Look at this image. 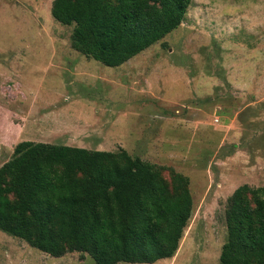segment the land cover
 Here are the masks:
<instances>
[{
	"label": "rangeland",
	"instance_id": "obj_1",
	"mask_svg": "<svg viewBox=\"0 0 264 264\" xmlns=\"http://www.w3.org/2000/svg\"><path fill=\"white\" fill-rule=\"evenodd\" d=\"M51 1L0 0V166L29 141L170 167L188 178L191 216L175 254L149 264H217L226 199L264 187V0H191L175 30L117 67L74 51ZM0 264L94 263L0 231Z\"/></svg>",
	"mask_w": 264,
	"mask_h": 264
},
{
	"label": "trees",
	"instance_id": "obj_2",
	"mask_svg": "<svg viewBox=\"0 0 264 264\" xmlns=\"http://www.w3.org/2000/svg\"><path fill=\"white\" fill-rule=\"evenodd\" d=\"M191 0H52L70 47L117 67L175 30ZM189 181L170 167L115 152L20 141L0 166V231L51 257L94 264L171 258L192 211ZM217 264H264V187L226 199Z\"/></svg>",
	"mask_w": 264,
	"mask_h": 264
},
{
	"label": "crops",
	"instance_id": "obj_3",
	"mask_svg": "<svg viewBox=\"0 0 264 264\" xmlns=\"http://www.w3.org/2000/svg\"><path fill=\"white\" fill-rule=\"evenodd\" d=\"M63 146H71V145H63Z\"/></svg>",
	"mask_w": 264,
	"mask_h": 264
}]
</instances>
